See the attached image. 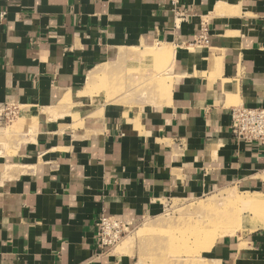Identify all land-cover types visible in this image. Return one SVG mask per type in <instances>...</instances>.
<instances>
[{
    "label": "crops",
    "instance_id": "0c3cea01",
    "mask_svg": "<svg viewBox=\"0 0 264 264\" xmlns=\"http://www.w3.org/2000/svg\"><path fill=\"white\" fill-rule=\"evenodd\" d=\"M180 1L186 21L170 0H0V126L11 107L27 130L0 128V264H137L128 243L101 247L102 216L133 225L228 186L261 212L214 260L264 264V145L230 132L231 109L264 107V0ZM156 48L173 54L150 77L167 100L105 106L88 132L69 121L92 75Z\"/></svg>",
    "mask_w": 264,
    "mask_h": 264
},
{
    "label": "rangeland",
    "instance_id": "374dc122",
    "mask_svg": "<svg viewBox=\"0 0 264 264\" xmlns=\"http://www.w3.org/2000/svg\"><path fill=\"white\" fill-rule=\"evenodd\" d=\"M141 52L142 59L146 61L136 59L139 50H135L128 60L130 65L125 68L121 77L104 76L101 72L92 75L98 80L91 94L86 95L80 105L68 106L66 113L69 121H75L77 127L82 126L88 132L98 129L96 122L102 127L103 123L99 120L105 106L123 107L127 114H139L140 110L154 105L151 101L158 103L167 100L161 97L169 90L167 81L164 82L162 75L159 80L150 77L153 76L152 72L155 74L160 70L159 73L163 74L167 71V65L172 61V51L156 48L150 52ZM151 52L153 54L146 56ZM15 116L16 113L0 126L13 131L10 135H5L6 140L23 137L21 135L27 131L23 128L25 124L19 121L20 117ZM16 133L20 135L15 137ZM244 198V194L236 186L216 188L212 193L198 198H176L156 217L133 225L130 222L131 226L129 222L122 221L124 226L121 224L120 229L125 231V236L113 250L121 243H128L138 260L137 264H216L214 250L217 243L227 236L246 233V228L259 219L261 211L245 207L242 202ZM233 219H236L234 221L238 224L233 222ZM226 227H231L232 230H227ZM222 229L224 231L221 232ZM249 229L253 230L254 227ZM226 233L227 235H224Z\"/></svg>",
    "mask_w": 264,
    "mask_h": 264
},
{
    "label": "built area",
    "instance_id": "2783aa9c",
    "mask_svg": "<svg viewBox=\"0 0 264 264\" xmlns=\"http://www.w3.org/2000/svg\"><path fill=\"white\" fill-rule=\"evenodd\" d=\"M174 13L179 20L186 21L187 16L180 0H170ZM208 31L202 28L198 39L199 45L208 43ZM5 120L9 121L17 108H5ZM231 135L246 144L264 145V107L246 108L238 106L231 109ZM122 221L110 216H102L99 220V238L101 247L112 250L124 238L125 231L120 229ZM123 225V224H122ZM124 226V225H123ZM126 228V227H125ZM128 228H126L127 230Z\"/></svg>",
    "mask_w": 264,
    "mask_h": 264
},
{
    "label": "bare ground",
    "instance_id": "6f19581e",
    "mask_svg": "<svg viewBox=\"0 0 264 264\" xmlns=\"http://www.w3.org/2000/svg\"><path fill=\"white\" fill-rule=\"evenodd\" d=\"M148 52H150L151 51V49H148L147 50ZM150 54H153V52H151V53H148V54H146V56H149ZM98 80V79H97ZM97 80H96V76H91V79H90V82H89V84H88V87H87V89H86V92L88 93V94H91V92H92V88H93V86L95 85V83L97 82ZM83 96V95H82ZM252 197V196H251ZM246 201V200H245ZM243 202V201H242ZM253 203V206H254V208H258V207H260V206H262V202H255V201H253L252 202ZM244 204V203H243ZM245 205H247V204H245ZM246 207V206H245ZM236 221V219H233L232 221L233 222H235ZM236 224H238L237 222H235ZM243 224V223H242ZM230 226V225H229ZM232 226V225H231ZM236 226V225H235ZM225 227V226H224ZM233 227V226H232ZM227 228V227H226ZM245 228V227H244ZM256 228V227H255ZM263 228V227H262ZM220 229V228H219ZM225 229V228H224ZM224 229H222L221 230V232L222 231H224ZM231 229V227L228 229L227 228V230H230ZM236 229V228H235ZM247 229V228H246ZM232 230V229H231ZM237 230V229H236ZM217 232V231H216ZM224 233V232H223ZM220 234V233H219ZM229 234V233H228ZM232 233H230V235H231ZM215 235H218V234H216L215 233ZM214 235V236H215ZM224 235H227V233L226 234H224ZM212 236V235H211ZM219 236V235H218ZM221 236H223V235H221ZM209 238V237H208ZM216 239V237L215 238H213V240H215ZM205 240V239H204ZM208 241H209V239H207ZM213 242H215V241H213ZM201 243V242H200ZM201 245H203V243L201 244Z\"/></svg>",
    "mask_w": 264,
    "mask_h": 264
}]
</instances>
